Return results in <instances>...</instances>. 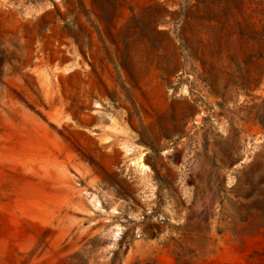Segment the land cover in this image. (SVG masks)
Returning <instances> with one entry per match:
<instances>
[{
  "label": "rangeland",
  "instance_id": "obj_1",
  "mask_svg": "<svg viewBox=\"0 0 264 264\" xmlns=\"http://www.w3.org/2000/svg\"><path fill=\"white\" fill-rule=\"evenodd\" d=\"M0 264H264V0H0Z\"/></svg>",
  "mask_w": 264,
  "mask_h": 264
},
{
  "label": "bare ground",
  "instance_id": "obj_2",
  "mask_svg": "<svg viewBox=\"0 0 264 264\" xmlns=\"http://www.w3.org/2000/svg\"><path fill=\"white\" fill-rule=\"evenodd\" d=\"M51 121H52V120H51ZM56 124H57V122H56ZM57 125H59V124H57ZM126 151H128V153H127L126 155H129V156L132 155V153L130 152V151H132V149H130L129 147H127V150H126ZM136 164H137L138 168H139L142 172H145L146 170H148V167H147L146 164L144 163V160H143L142 156L138 157L137 159L135 158V162H134L133 165H136ZM142 174H143V173H142Z\"/></svg>",
  "mask_w": 264,
  "mask_h": 264
}]
</instances>
